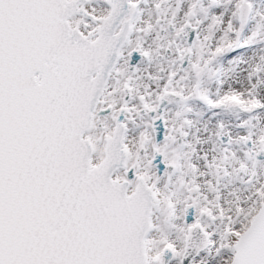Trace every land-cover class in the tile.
<instances>
[{"label": "snow or ice", "instance_id": "1", "mask_svg": "<svg viewBox=\"0 0 264 264\" xmlns=\"http://www.w3.org/2000/svg\"><path fill=\"white\" fill-rule=\"evenodd\" d=\"M0 264H264V0H0Z\"/></svg>", "mask_w": 264, "mask_h": 264}]
</instances>
